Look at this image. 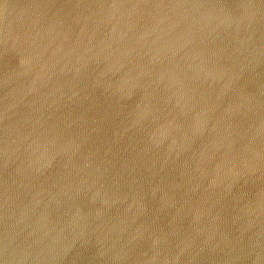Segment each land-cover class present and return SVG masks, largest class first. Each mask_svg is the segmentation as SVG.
<instances>
[{
    "label": "water",
    "instance_id": "water-1",
    "mask_svg": "<svg viewBox=\"0 0 264 264\" xmlns=\"http://www.w3.org/2000/svg\"><path fill=\"white\" fill-rule=\"evenodd\" d=\"M0 264H264V0H0Z\"/></svg>",
    "mask_w": 264,
    "mask_h": 264
}]
</instances>
